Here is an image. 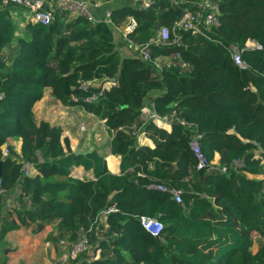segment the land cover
<instances>
[{"label": "trees", "instance_id": "obj_1", "mask_svg": "<svg viewBox=\"0 0 264 264\" xmlns=\"http://www.w3.org/2000/svg\"><path fill=\"white\" fill-rule=\"evenodd\" d=\"M216 1L219 25L199 34L173 30L199 0L124 5L112 9L113 24L54 0L50 24L23 18V29L15 16L28 9L0 0V242L22 227L39 233L53 226L49 240L58 246L88 233L83 264H264V176L252 177L264 175V0ZM129 18L136 26L117 42L115 31ZM163 26L170 43H154ZM128 39L148 44L150 59L128 53ZM231 47L242 50L247 67L235 63ZM168 56L170 66L155 64ZM107 81L116 85L103 89ZM46 88L63 105L105 120L120 173L98 149L76 154L61 126L36 121ZM100 91L98 100H86ZM148 101L172 118L171 131L144 123ZM139 128L154 148L138 144ZM195 136L210 166L197 168ZM18 139L20 154L8 144ZM26 162L34 173L25 174ZM75 166L93 177L73 176ZM158 184L180 189L182 202ZM14 194L17 204L8 209L6 196ZM141 216L159 219L162 232L146 231ZM256 234L263 242L253 252Z\"/></svg>", "mask_w": 264, "mask_h": 264}, {"label": "built area", "instance_id": "obj_2", "mask_svg": "<svg viewBox=\"0 0 264 264\" xmlns=\"http://www.w3.org/2000/svg\"><path fill=\"white\" fill-rule=\"evenodd\" d=\"M54 0H4L5 3H13L18 4L21 6L26 7L29 12L31 13V21L41 23L44 25H48L52 22L53 19V11L51 9V2ZM59 5L64 6L66 9L70 10L74 15L81 14L85 15L88 19H90L93 22L97 21H105L108 24H113V20L111 17L112 9H107L101 18H97L93 11L95 9H98L102 7L105 3H109L112 0H55ZM130 5L137 9H145L149 7L154 0H127ZM174 1V0H170ZM199 3V8L196 10H186L181 18L175 23L173 30H189L193 33H199V34H205L206 29L211 28L213 26H217L220 23L219 20V13H220V7L216 0H204ZM49 5V6H48ZM136 26V21L133 18H129L127 25L122 29L124 31V35L130 31H132ZM170 34L171 30L167 26H163L160 29L159 37L154 41V43H170ZM179 38H175L173 42L178 41ZM129 41V46L132 47V49L135 52L128 53H138V55L143 60H149L150 54L148 50V44L145 45H138L133 43L132 41ZM248 47H255L258 49L262 48V45L250 41L247 43ZM232 51V57L235 61V63L245 68L247 67L246 62L243 59L242 50L237 47H231ZM176 56H180L179 53L176 54ZM155 64L160 67L161 65H167L170 66L172 64L171 56L164 57V58H157L155 60ZM183 67H187L186 63L182 64ZM116 85V82L114 81H107L103 85V89L110 88L112 86ZM102 95V91L98 94H94L93 96L87 97L86 100L88 102L96 101L98 98ZM175 114V113H173ZM141 118L143 119L144 123L153 122L156 125H161V123L166 120V122L171 123L172 118L170 116L160 115L155 107L154 103L152 101H148L142 108H141ZM183 124H186V121H181ZM140 132V128H139ZM138 132V134H139ZM191 148L198 158L199 162L197 164V168L210 166V162L202 155L200 151V143L198 141V136H195L191 141ZM9 151L7 149V146L3 147V155H8ZM25 174L29 175L33 173V167L30 163H25L23 166ZM1 183V181H0ZM155 188L169 192L172 197L178 201L182 202V191L180 189L175 188H167L164 185L158 184L153 185ZM1 191V189H0ZM14 204H17L16 201V195H12L10 200L8 201V209H10ZM112 208L109 210L111 211ZM107 213V212H106ZM106 213L103 214V218L106 216ZM140 224L142 227L151 233L154 236L159 235L163 230V223L155 218L150 216H141L140 217ZM51 243L48 241L47 245H50ZM59 247H67V252L65 254L64 260L67 261H73L74 264H83L79 259V256L81 253H88L91 250V244L88 237V233L84 232L81 234V237L76 242L67 241L66 239H62L59 242ZM97 257V254H96Z\"/></svg>", "mask_w": 264, "mask_h": 264}, {"label": "crops", "instance_id": "obj_3", "mask_svg": "<svg viewBox=\"0 0 264 264\" xmlns=\"http://www.w3.org/2000/svg\"><path fill=\"white\" fill-rule=\"evenodd\" d=\"M130 3L127 0H112L109 3H105L102 7L95 9L93 11V14L97 18L103 17L105 11L107 9H115L124 5H129ZM17 17V16H16ZM19 18V17H17ZM100 83V80H96L93 82V84L98 85ZM49 97H52V99L55 100L56 104L62 107L64 106L60 101H58L52 94L51 88H46L44 97L39 100L35 106H34V113H35V119L39 123L41 120H48L51 122V118L49 117L51 113L56 112V109L54 107V102L52 100H48ZM49 102H52L51 104ZM38 111L41 112V116H38ZM38 117H41L39 120ZM44 117V119H42ZM105 123V121H104ZM53 124V123H52ZM56 125V124H55ZM106 125V124H105ZM59 126V125H57ZM160 127H163L167 129L168 131L172 130V125L169 122H166L164 120L161 125H158ZM108 128V127H107ZM140 134L138 135L137 141L139 145H145L154 148L155 143L154 141L144 132L140 131ZM64 136H69L71 141V146L74 149V151H92L93 149H98L101 153L106 154V160L108 164V168L113 173H120V156L114 155L110 152V145H107V148H102L100 145H95L93 148L88 147L84 149L81 144H84L83 141H79V139L75 137H71L70 135L65 134ZM112 139V133L109 140V143ZM8 144H11L14 146L15 151L20 154L21 153V147H22V140H13L9 142ZM7 146V144L5 145ZM219 159V156H216L215 162H217ZM36 170L33 169V173ZM72 175L79 178H90L93 177L92 171L85 170L82 166H75L72 169ZM257 177L258 175H252V177ZM259 178V176H258ZM154 187V186H153ZM7 201L10 200L8 196H6ZM103 221L106 220V216L102 218ZM23 228H19L17 230H14L10 232L1 242H0V262L6 260V264H54L58 259V255L53 247L49 248V253L51 256L46 255L45 252L42 250H32V249H26V240L22 241L21 239H24L21 236V231ZM52 231V227L48 226L45 230H43L41 233H39V237L35 236V240L39 242L41 240L42 235L47 236ZM11 236H14V242L12 244V247H10L9 239ZM48 242V240H46ZM47 242L44 243L45 250L47 251ZM25 243V245H24ZM39 244V243H38ZM41 244V243H40ZM18 246V248H16ZM25 246V247H24ZM48 246V245H47ZM99 255V252L97 253ZM56 259V260H54ZM64 261V259H63Z\"/></svg>", "mask_w": 264, "mask_h": 264}, {"label": "rangeland", "instance_id": "obj_4", "mask_svg": "<svg viewBox=\"0 0 264 264\" xmlns=\"http://www.w3.org/2000/svg\"><path fill=\"white\" fill-rule=\"evenodd\" d=\"M200 2L204 0H199ZM19 15V18H17ZM17 17L15 18L18 20L19 27L20 29H23L24 23H23V18L24 19H30L31 18V13L29 10H20L17 12ZM124 30V29H123ZM123 30H116V40L117 42L119 41H124L125 35ZM125 50L130 51V52H135L129 44L125 46ZM48 100H52L54 103V107L56 109V112L50 114L51 118V123L59 125L63 128L64 132L63 135L67 134L70 135L71 137H75L79 139V141H83L84 144H81L84 149L88 147H94L95 145H100L102 148H107V145L109 144V140L111 137V131L109 128H107L106 122L104 123L105 120L100 119L97 117L95 114L90 113L85 110L84 107L81 106H66L62 107L56 104L55 100L52 99V97H49ZM50 104L52 102H49ZM65 106V105H64ZM38 116H41V112L38 111ZM41 117H38L37 119L39 120ZM44 119V117L42 118ZM106 124V125H105ZM140 134V133H139ZM138 134V135H139ZM69 137V136H67ZM259 178L263 177L264 175H258ZM257 176V177H258ZM52 231L54 229L53 226ZM21 231V236L24 239H21L22 241L26 240V249H32V250H42L45 252L46 255H50L49 253V248L53 247L54 250L56 251L59 259L54 263V264H74L73 261H63L65 254L67 252V247H59L56 242H53L52 240H49V234L47 236L42 235L41 240L36 241L35 236L39 237V233H34L33 228L31 227H22ZM14 236H11L9 239V245L12 247V244L14 242ZM48 240L51 244L46 245L47 251L45 250L44 243L47 242ZM253 246H252V251L257 252L259 249L260 244L263 242V238L259 235H255L253 237ZM39 243V244H38ZM41 243V244H40ZM25 245V243H24ZM25 247V246H24ZM18 248V246L16 247ZM56 260V259H54Z\"/></svg>", "mask_w": 264, "mask_h": 264}, {"label": "water", "instance_id": "obj_5", "mask_svg": "<svg viewBox=\"0 0 264 264\" xmlns=\"http://www.w3.org/2000/svg\"><path fill=\"white\" fill-rule=\"evenodd\" d=\"M88 152H90V151H79V150L75 151L76 154H86ZM0 177H1V163H0Z\"/></svg>", "mask_w": 264, "mask_h": 264}]
</instances>
